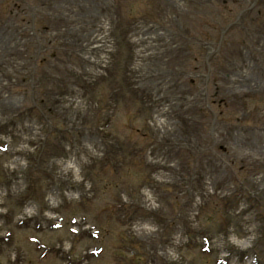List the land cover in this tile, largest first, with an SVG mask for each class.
Returning a JSON list of instances; mask_svg holds the SVG:
<instances>
[{"label": "rangeland", "instance_id": "rangeland-1", "mask_svg": "<svg viewBox=\"0 0 264 264\" xmlns=\"http://www.w3.org/2000/svg\"><path fill=\"white\" fill-rule=\"evenodd\" d=\"M220 71L264 75V0H0V264H264V92Z\"/></svg>", "mask_w": 264, "mask_h": 264}]
</instances>
